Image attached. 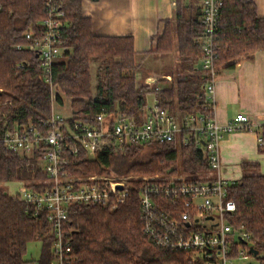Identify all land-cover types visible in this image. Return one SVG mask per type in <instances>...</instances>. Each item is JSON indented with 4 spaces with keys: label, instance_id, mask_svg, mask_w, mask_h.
Listing matches in <instances>:
<instances>
[{
    "label": "trees",
    "instance_id": "1",
    "mask_svg": "<svg viewBox=\"0 0 264 264\" xmlns=\"http://www.w3.org/2000/svg\"><path fill=\"white\" fill-rule=\"evenodd\" d=\"M46 0H0V135L26 123L38 124L52 115L51 85L36 52L28 46L43 36L41 22L48 16ZM83 0H62L65 12L62 26V52L51 71L57 100L71 102L78 116H94L102 108L113 118L125 115L141 119L147 107V94L154 93L158 107L176 115L196 113L206 102V78L200 65L204 25L202 16L187 18L177 2L173 23H166L151 52L169 54L177 47L182 73L172 81L159 79L155 91L137 84L138 53L131 36L97 35L90 17L83 14ZM215 34V62L218 69H232L241 58H251L264 49V17L258 15L254 0H224ZM28 35L30 37H28ZM176 39V44H174ZM22 46L18 49L17 46ZM95 65V86L92 66ZM264 140V126L259 130ZM150 146L148 158L141 152ZM264 152V144L259 145ZM69 175L110 173L116 161L124 159V172L118 175L190 174L209 170L202 152L194 146L174 148L172 143L129 145L122 151H106L90 160L84 150L68 154ZM41 156L21 155L0 144V264H27L28 245L39 241L42 252L38 264H51L55 258L54 235L49 232L45 213L36 215L35 206L7 185L23 183L26 189L43 191L48 175ZM244 174L228 189V199L236 204L231 220L250 235L255 249L264 251V174L257 161L242 164ZM188 175V176H187ZM129 192L117 209L74 203L68 206L64 234L70 243L68 264H199L184 251L158 247L143 232L140 194L143 182L131 180ZM163 209L182 212L171 199H160ZM246 248L243 243L234 246ZM264 264V258L257 256Z\"/></svg>",
    "mask_w": 264,
    "mask_h": 264
},
{
    "label": "built area",
    "instance_id": "2",
    "mask_svg": "<svg viewBox=\"0 0 264 264\" xmlns=\"http://www.w3.org/2000/svg\"><path fill=\"white\" fill-rule=\"evenodd\" d=\"M200 1L205 32L199 63L206 78V102L200 111L180 117L158 107L155 98L154 105H147L141 119L125 115L113 118L105 108L94 116L81 117L73 113L70 106L69 115L62 114L66 109L56 98L51 71L63 50L65 12L62 0L45 1L49 11L41 22L43 36L32 41L28 48L38 54L48 75L52 115L38 124L29 122L5 130L0 135V144L21 155L38 154L44 163L48 175L43 182L47 184L45 190L24 188L18 193L24 201L35 206L36 215L45 213L48 230L54 235L55 258L51 264H68L70 243L64 234L68 206L78 203L115 210L124 203L131 180L143 182L140 194L143 232L158 247L184 251L191 261L199 264H237V260L254 264V254L249 250L254 247L250 235L231 220L236 204L228 199V189L233 182L225 175L220 152V143L226 133L254 130V125L244 114L236 115L226 124L218 120L215 90L219 69L214 48L224 0ZM144 85L155 91L160 89L157 79L148 78ZM154 143H172L176 149L194 146L202 152L209 170L203 175L192 174L189 180L186 176L172 174L126 177L111 171L72 176L67 171L68 154H77L81 149L93 160L106 151L118 152L129 145ZM263 144L264 140L259 136L257 145ZM162 198L171 199L174 209H178L175 205L179 204L184 210L177 215L168 212L163 209ZM238 243H243L246 248L234 250Z\"/></svg>",
    "mask_w": 264,
    "mask_h": 264
},
{
    "label": "crops",
    "instance_id": "3",
    "mask_svg": "<svg viewBox=\"0 0 264 264\" xmlns=\"http://www.w3.org/2000/svg\"><path fill=\"white\" fill-rule=\"evenodd\" d=\"M177 2L187 18L199 14L202 16L200 0H83L82 9L83 14L91 18L95 34L131 36L135 50L144 54L155 48L166 23H173ZM254 2L258 15L264 17V0ZM173 53L178 54L177 47L172 53L164 55ZM151 54L160 53L151 52L148 55ZM172 77L170 74H161L148 75L144 79H165L170 82ZM217 77L215 91L218 120L226 124L236 115L244 114L254 125V130L224 135L220 152L225 175L232 182L238 181L244 174L242 164L248 161H257L259 170L264 174V152L257 145L258 137L261 136L259 130L264 126V49L257 50L251 58H241L232 69L219 70ZM137 84L141 86L144 82Z\"/></svg>",
    "mask_w": 264,
    "mask_h": 264
},
{
    "label": "rangeland",
    "instance_id": "4",
    "mask_svg": "<svg viewBox=\"0 0 264 264\" xmlns=\"http://www.w3.org/2000/svg\"><path fill=\"white\" fill-rule=\"evenodd\" d=\"M136 62L138 63V68H137V83H142L145 82V76L148 75H161V74H170L172 76H177L179 73L182 72V69L180 68V59L178 54L173 53L170 55H164V54H151V55H145L144 54H138L136 57ZM95 65H93L92 68V74H93V86H95ZM68 99H64V106L66 111H63L62 114L64 116L69 115V108L71 106V103L67 101ZM155 97L153 93H148L147 94V105L149 107H152L154 105ZM153 149H151L150 146L146 147L141 152V160H145L148 158V155L151 153ZM124 159H120V163L116 161L115 167L118 169L120 172H124L125 168V162L123 161ZM43 166L44 163H41ZM112 168L113 172H116V169ZM176 176H186L181 170L175 173ZM157 174H151L147 176H153ZM201 175V174H200ZM128 177H144L146 175H140V174H130V175H124ZM146 176V177H147ZM188 176V175H187ZM189 176H192L190 174ZM8 190L11 193H18L20 190L24 189L23 183L19 182H11L7 185ZM42 250V244L39 241L32 242L28 245L27 249V254L25 256V259L28 261L27 264H38L39 258L41 256V251ZM259 256L264 258V251H260ZM252 262L254 264H259L262 262L258 257L252 256ZM235 263L237 264H246V261L243 260H237Z\"/></svg>",
    "mask_w": 264,
    "mask_h": 264
},
{
    "label": "water",
    "instance_id": "5",
    "mask_svg": "<svg viewBox=\"0 0 264 264\" xmlns=\"http://www.w3.org/2000/svg\"><path fill=\"white\" fill-rule=\"evenodd\" d=\"M36 56H38V55H36ZM119 188L122 189L123 187L120 185ZM249 250L251 253L254 254V256L259 255V250L255 249L254 247L251 246Z\"/></svg>",
    "mask_w": 264,
    "mask_h": 264
}]
</instances>
